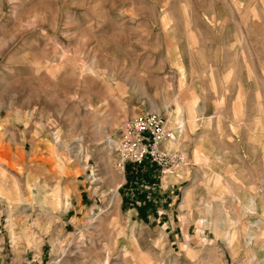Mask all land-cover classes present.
Instances as JSON below:
<instances>
[{
    "label": "rangeland",
    "instance_id": "obj_1",
    "mask_svg": "<svg viewBox=\"0 0 264 264\" xmlns=\"http://www.w3.org/2000/svg\"><path fill=\"white\" fill-rule=\"evenodd\" d=\"M0 264H264V0H0Z\"/></svg>",
    "mask_w": 264,
    "mask_h": 264
},
{
    "label": "built area",
    "instance_id": "obj_2",
    "mask_svg": "<svg viewBox=\"0 0 264 264\" xmlns=\"http://www.w3.org/2000/svg\"><path fill=\"white\" fill-rule=\"evenodd\" d=\"M172 141L174 136L167 130L165 117L146 112L127 121L121 128L115 167L123 172L154 169L161 177L174 175L183 157L168 150L167 145Z\"/></svg>",
    "mask_w": 264,
    "mask_h": 264
},
{
    "label": "bare ground",
    "instance_id": "obj_3",
    "mask_svg": "<svg viewBox=\"0 0 264 264\" xmlns=\"http://www.w3.org/2000/svg\"><path fill=\"white\" fill-rule=\"evenodd\" d=\"M177 122H178V128H177L178 132H179V133L184 132V130H185V125H184L183 120H179V119H178ZM174 141H175V137H174ZM174 141H172V142H174ZM172 142H170V143H172Z\"/></svg>",
    "mask_w": 264,
    "mask_h": 264
}]
</instances>
